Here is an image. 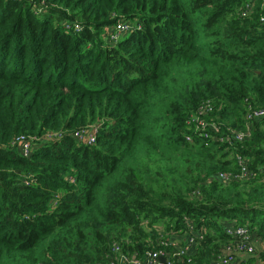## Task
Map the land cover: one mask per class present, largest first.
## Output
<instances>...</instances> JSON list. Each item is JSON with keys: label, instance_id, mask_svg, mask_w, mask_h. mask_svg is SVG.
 Masks as SVG:
<instances>
[{"label": "trees", "instance_id": "obj_1", "mask_svg": "<svg viewBox=\"0 0 264 264\" xmlns=\"http://www.w3.org/2000/svg\"><path fill=\"white\" fill-rule=\"evenodd\" d=\"M262 17L264 0H0V264H108L115 245L213 264L227 224L264 264V126L231 131L264 106ZM120 20L143 27L111 41ZM239 157L248 179L218 180Z\"/></svg>", "mask_w": 264, "mask_h": 264}, {"label": "built area", "instance_id": "obj_2", "mask_svg": "<svg viewBox=\"0 0 264 264\" xmlns=\"http://www.w3.org/2000/svg\"><path fill=\"white\" fill-rule=\"evenodd\" d=\"M17 1L31 2L32 0ZM261 20L264 22V17H262ZM76 27L77 29H79V25H76ZM142 27L143 24L140 22L120 20L112 27H110V29H108L107 37L109 40L115 41L120 35L134 30H140L142 29ZM244 119L245 124L243 129H231L232 136L238 142H243L252 136L253 128L256 123H261L264 126V106L249 105L246 109ZM197 122L199 125H201L202 130H205V128L209 126L215 132H218V125L214 121H212V119L204 120L198 118ZM80 132H82L80 138H82L83 136L93 138L95 133V131L86 132L88 133V135H84L83 133H85V131L82 130ZM201 134H204V132L201 131ZM205 134L208 135L207 133ZM19 143L22 153L25 156H29L31 154L30 139L22 135L19 138ZM238 162L240 166L239 172L220 171L216 175L217 179L224 183H229L233 180L240 181L248 179V177L250 176V171L247 166V160L239 157ZM225 233L230 237V239L222 245L223 247L221 248V251L217 255L216 259H214L213 264H244L245 259H248L249 256L261 250L260 247H262L263 241L260 238L253 236L248 231L246 226L227 224L225 227ZM202 237L203 235H201V233L199 232L187 234L185 238L186 244L181 248V253H184L188 256V261L192 260V258L190 257V253L195 250V247H197L199 244V239H201ZM171 245L177 247L178 243L177 241L173 240L171 242ZM114 251L118 255L115 260L108 264H172V253L166 250L148 252L147 260L145 261V263H142V261L136 257L121 254V250L118 245H115ZM162 256L166 259L165 263L161 261Z\"/></svg>", "mask_w": 264, "mask_h": 264}, {"label": "water", "instance_id": "obj_3", "mask_svg": "<svg viewBox=\"0 0 264 264\" xmlns=\"http://www.w3.org/2000/svg\"><path fill=\"white\" fill-rule=\"evenodd\" d=\"M161 261H162L163 263H165V262H166V259L162 256V257H161Z\"/></svg>", "mask_w": 264, "mask_h": 264}, {"label": "rangeland", "instance_id": "obj_4", "mask_svg": "<svg viewBox=\"0 0 264 264\" xmlns=\"http://www.w3.org/2000/svg\"><path fill=\"white\" fill-rule=\"evenodd\" d=\"M230 158H232L231 156H230ZM186 192V191H185ZM191 192V191H190ZM261 248V247H260Z\"/></svg>", "mask_w": 264, "mask_h": 264}]
</instances>
